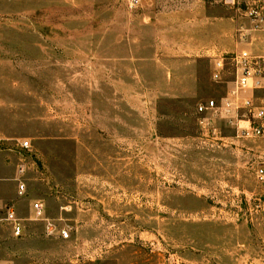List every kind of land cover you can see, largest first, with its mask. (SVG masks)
I'll use <instances>...</instances> for the list:
<instances>
[{"label":"rangeland","instance_id":"rangeland-1","mask_svg":"<svg viewBox=\"0 0 264 264\" xmlns=\"http://www.w3.org/2000/svg\"><path fill=\"white\" fill-rule=\"evenodd\" d=\"M139 12L127 0H0V137L29 144L53 218L72 229L54 236L58 250L11 264H264V138L238 134L243 111L218 117L217 135L197 113L228 97L236 68L201 62L194 82L111 73L106 46L137 36ZM253 95L264 90L240 92Z\"/></svg>","mask_w":264,"mask_h":264},{"label":"crops","instance_id":"crops-1","mask_svg":"<svg viewBox=\"0 0 264 264\" xmlns=\"http://www.w3.org/2000/svg\"><path fill=\"white\" fill-rule=\"evenodd\" d=\"M217 4L207 0H144L139 8L137 36H131V33L126 36L123 30L117 38L120 48H111L108 43L106 67L111 73L115 66L134 67L138 75L144 74L145 77L140 78L144 81L173 82L186 75L185 80L194 82L198 80L197 66L201 62L210 74L226 55L242 50L264 55V31L249 29L246 40H240L237 34L240 18ZM147 73L153 78H146ZM22 150L21 145L4 140L0 152V264H11L14 259L28 257L29 252L52 253L61 244L56 237L48 238L45 223L36 219L33 209L35 201H41L46 207V216L55 219L58 199L51 196L53 193L47 190L44 179L32 171ZM22 164L26 167L23 178L18 175ZM22 181L26 184L25 194L19 190ZM9 212H14L22 225L23 232L19 237L6 220ZM22 243L33 246L19 249L18 244Z\"/></svg>","mask_w":264,"mask_h":264},{"label":"built area","instance_id":"built-area-1","mask_svg":"<svg viewBox=\"0 0 264 264\" xmlns=\"http://www.w3.org/2000/svg\"><path fill=\"white\" fill-rule=\"evenodd\" d=\"M156 1V0H154ZM218 3L231 11H235L241 20L237 28L240 40L247 38L246 31H264V0H207ZM144 0H127L130 9H139ZM248 25V28H247ZM227 61H231L236 68V81L228 97L219 104L216 100H210L197 107V113L203 117L200 125L213 135H217L216 121L218 117L227 120L233 112L243 111V119L238 120V134L245 139L264 138V97L256 98L255 95L241 99V91L264 90V55H254L248 50H242L232 57H222L218 63L217 70H224ZM220 73L216 74L219 76ZM247 97V96H246ZM242 101V105H238ZM229 120V119H228ZM242 123L244 125H242ZM4 139L0 137V152L2 151ZM29 144L23 143L27 148ZM26 173V167L22 164L18 168V175L22 178ZM21 194L26 192V184L22 181L19 186ZM35 217L38 221L45 223V233L48 237L58 236L62 240L71 237V227L64 223L63 218L52 219L46 216V207L41 201L33 204ZM6 220L10 222L17 237L22 235V225L14 212H9Z\"/></svg>","mask_w":264,"mask_h":264}]
</instances>
